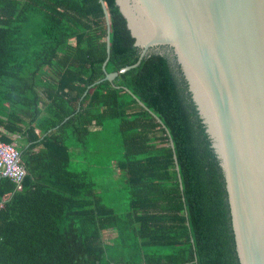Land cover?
<instances>
[{
  "label": "trees",
  "instance_id": "obj_1",
  "mask_svg": "<svg viewBox=\"0 0 264 264\" xmlns=\"http://www.w3.org/2000/svg\"><path fill=\"white\" fill-rule=\"evenodd\" d=\"M103 2L110 54L100 0H0V138L27 170L19 188L0 176V264H240L224 172L173 51L120 73L141 49Z\"/></svg>",
  "mask_w": 264,
  "mask_h": 264
},
{
  "label": "water",
  "instance_id": "obj_2",
  "mask_svg": "<svg viewBox=\"0 0 264 264\" xmlns=\"http://www.w3.org/2000/svg\"><path fill=\"white\" fill-rule=\"evenodd\" d=\"M116 3L141 49L120 73L162 47L173 51L224 172L240 264H264V0Z\"/></svg>",
  "mask_w": 264,
  "mask_h": 264
},
{
  "label": "built area",
  "instance_id": "obj_3",
  "mask_svg": "<svg viewBox=\"0 0 264 264\" xmlns=\"http://www.w3.org/2000/svg\"><path fill=\"white\" fill-rule=\"evenodd\" d=\"M0 176L9 179L19 188L27 176L22 165L21 154L15 144L6 143L0 138Z\"/></svg>",
  "mask_w": 264,
  "mask_h": 264
},
{
  "label": "rangeland",
  "instance_id": "obj_4",
  "mask_svg": "<svg viewBox=\"0 0 264 264\" xmlns=\"http://www.w3.org/2000/svg\"><path fill=\"white\" fill-rule=\"evenodd\" d=\"M113 237H114V232L112 230H109L106 232V234H105L106 241L110 240Z\"/></svg>",
  "mask_w": 264,
  "mask_h": 264
},
{
  "label": "clouds",
  "instance_id": "obj_5",
  "mask_svg": "<svg viewBox=\"0 0 264 264\" xmlns=\"http://www.w3.org/2000/svg\"><path fill=\"white\" fill-rule=\"evenodd\" d=\"M21 154V153H20Z\"/></svg>",
  "mask_w": 264,
  "mask_h": 264
}]
</instances>
